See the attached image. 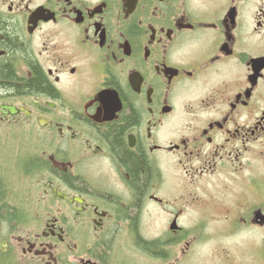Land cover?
<instances>
[{
	"label": "flooded vegetation",
	"instance_id": "flooded-vegetation-1",
	"mask_svg": "<svg viewBox=\"0 0 264 264\" xmlns=\"http://www.w3.org/2000/svg\"><path fill=\"white\" fill-rule=\"evenodd\" d=\"M1 66L0 264H264V0H0Z\"/></svg>",
	"mask_w": 264,
	"mask_h": 264
},
{
	"label": "trees",
	"instance_id": "trees-1",
	"mask_svg": "<svg viewBox=\"0 0 264 264\" xmlns=\"http://www.w3.org/2000/svg\"><path fill=\"white\" fill-rule=\"evenodd\" d=\"M11 41L13 42L14 46H17V41L13 38H11ZM13 71L9 66H1L0 67V79H11ZM30 87H32L33 90H48L50 87H47V85L44 83L43 76L41 74H37L35 79H32L30 82ZM114 145L115 147L123 152V157L125 158L124 161L130 163V166L133 169V175L135 176L136 180L138 181L139 185H143V182L147 181V178L142 181L140 178L141 172H140V166L138 159L132 155V153L128 150L124 149V146L122 145V139L121 135H116L114 137ZM142 182V183H141Z\"/></svg>",
	"mask_w": 264,
	"mask_h": 264
},
{
	"label": "rangeland",
	"instance_id": "rangeland-1",
	"mask_svg": "<svg viewBox=\"0 0 264 264\" xmlns=\"http://www.w3.org/2000/svg\"><path fill=\"white\" fill-rule=\"evenodd\" d=\"M30 143H32V141H30ZM21 152L22 154H19L17 152L19 157L15 158L14 163H13V166L17 169V172L20 169H22V167L27 163L26 151L22 150ZM12 158H13V151L10 150L7 152V162L9 163L12 160ZM177 184L179 183L177 182ZM194 191H196L199 195H202V190H200L199 188H194ZM210 227H213V226H210ZM199 247H203V244ZM200 260H202V258L196 259L194 264H197Z\"/></svg>",
	"mask_w": 264,
	"mask_h": 264
},
{
	"label": "water",
	"instance_id": "water-1",
	"mask_svg": "<svg viewBox=\"0 0 264 264\" xmlns=\"http://www.w3.org/2000/svg\"><path fill=\"white\" fill-rule=\"evenodd\" d=\"M11 111H12V112H14V111H15V109L11 108Z\"/></svg>",
	"mask_w": 264,
	"mask_h": 264
}]
</instances>
